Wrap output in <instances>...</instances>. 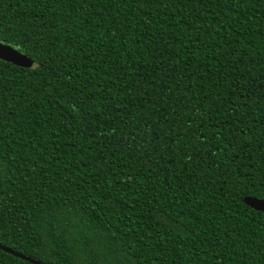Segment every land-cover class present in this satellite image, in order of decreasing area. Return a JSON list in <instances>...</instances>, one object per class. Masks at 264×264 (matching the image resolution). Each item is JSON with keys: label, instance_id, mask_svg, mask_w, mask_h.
<instances>
[{"label": "trees", "instance_id": "obj_1", "mask_svg": "<svg viewBox=\"0 0 264 264\" xmlns=\"http://www.w3.org/2000/svg\"><path fill=\"white\" fill-rule=\"evenodd\" d=\"M0 42V245L264 264V0H0Z\"/></svg>", "mask_w": 264, "mask_h": 264}, {"label": "water", "instance_id": "obj_2", "mask_svg": "<svg viewBox=\"0 0 264 264\" xmlns=\"http://www.w3.org/2000/svg\"><path fill=\"white\" fill-rule=\"evenodd\" d=\"M0 59L9 62L15 66L21 68H31L33 66V61L29 59L26 55L20 53L16 49H12L10 45L3 44L0 42ZM243 203L250 209L264 213V200L255 197H245ZM0 250L11 254L17 258L27 261L31 264H41L38 261L33 260L30 257L14 252L2 245H0Z\"/></svg>", "mask_w": 264, "mask_h": 264}, {"label": "rangeland", "instance_id": "obj_3", "mask_svg": "<svg viewBox=\"0 0 264 264\" xmlns=\"http://www.w3.org/2000/svg\"><path fill=\"white\" fill-rule=\"evenodd\" d=\"M3 44H4V43H3ZM11 48H12V49H15V48H14V47H12V46H11ZM16 50H17V49H16ZM0 60H1V59H0ZM1 61H4V60H1ZM4 62H6V61H4ZM7 63H9V62H7Z\"/></svg>", "mask_w": 264, "mask_h": 264}]
</instances>
